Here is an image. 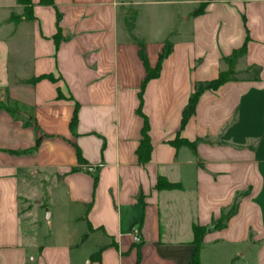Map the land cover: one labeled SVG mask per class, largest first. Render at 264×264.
Listing matches in <instances>:
<instances>
[{"label":"crops","instance_id":"1","mask_svg":"<svg viewBox=\"0 0 264 264\" xmlns=\"http://www.w3.org/2000/svg\"><path fill=\"white\" fill-rule=\"evenodd\" d=\"M32 2L28 19L0 0V101L20 109L0 108V264H192L195 225L199 264H264V0ZM142 44L151 70L171 45L143 90ZM244 44L235 77L183 124L196 84Z\"/></svg>","mask_w":264,"mask_h":264},{"label":"trees","instance_id":"2","mask_svg":"<svg viewBox=\"0 0 264 264\" xmlns=\"http://www.w3.org/2000/svg\"><path fill=\"white\" fill-rule=\"evenodd\" d=\"M18 2L22 5H24L25 7V15L26 18L31 19L33 18V2L32 0H18ZM42 4H46V5H53L55 4V0H41ZM171 45L168 44L166 47V50L161 53L159 61L157 66L155 67V69L151 70L149 68V64H148V57L145 53V45L142 44L141 45V58L143 60V62L146 65L147 68V76L144 80V83L142 85V90L144 88L145 83L147 82V80H149L150 78L153 77H157L160 73L161 67H162V62L164 60V58L171 52ZM247 51V44H244V46L242 48H240L239 50L235 51L233 56L230 58H227L226 61L228 63V68L226 70H222L220 72V75L218 78L211 80L209 82L206 83H197L196 84V88L195 91L192 93L189 103L184 111V115H183V124H185L188 119L194 114L195 109H196V105L197 102L200 98V96L202 95V93L205 90L208 89H217L220 85L224 84L225 82L232 80L235 77V66H236V62L238 61V59L243 56ZM46 77L48 78H53V76L50 75H46ZM32 82L35 81V79L31 80ZM140 98H141V103L143 100V94L142 91L140 92ZM0 108L7 110L8 112L17 115L20 112L19 107L14 104L11 103L10 99H7L6 103H0ZM139 111L141 112V106L139 108ZM144 117V126H143V130H142V139L141 142L139 144V147L137 149V155L139 158V161L141 163H146L150 160V156H151V151H152V143H151V138H150V134H149V121L148 118L143 115ZM77 120V114L75 113L73 120H72V126L76 123ZM176 144H179L180 141L179 139H176L174 141ZM184 143H187L188 145H190V147L196 151V143L195 142H190V141H181ZM79 157H80V161L83 162V159L81 157V153L79 152ZM158 188H174L177 187V184L175 183H171L168 180L164 179V178H160L158 183H157ZM239 197L237 196L234 203L232 204V206L222 214V216L220 217V219H218L217 221H214V224L216 227H224L227 223V221L236 214L237 210H238V204H239ZM201 228L198 227L197 225L194 226V231L196 234V243H197V248L195 250L194 253V257H193V262L192 264H199L198 261V255H199V250L202 244V239L200 236V232H201ZM97 259H101V253L98 252L96 254H94V258Z\"/></svg>","mask_w":264,"mask_h":264},{"label":"rangeland","instance_id":"3","mask_svg":"<svg viewBox=\"0 0 264 264\" xmlns=\"http://www.w3.org/2000/svg\"><path fill=\"white\" fill-rule=\"evenodd\" d=\"M0 103H6V102L0 101ZM39 196H41V194ZM41 203H42V200L36 204H41ZM28 206H29L28 203H26L24 201H22L20 203V209H21L22 214L24 215V218L27 217V215H29V214H31V216H30L31 218L33 216H34V218H36V216L39 217V208L38 207L36 208V205H33L31 211H28V213L26 214L27 210L29 209ZM48 212H51V211L48 210L44 213V215H43L44 219L47 217ZM34 221H36V219H33L32 223H34ZM42 227H43V231H45L46 233H50L52 230V224H49V223L43 222ZM34 232H36V226L31 227L28 224H25V221H24L23 228H22V233H23V236L25 237L24 239H27V241H28L30 238H32L31 233L34 234Z\"/></svg>","mask_w":264,"mask_h":264},{"label":"built area","instance_id":"4","mask_svg":"<svg viewBox=\"0 0 264 264\" xmlns=\"http://www.w3.org/2000/svg\"><path fill=\"white\" fill-rule=\"evenodd\" d=\"M133 237H134V241L136 242H140L141 241V233L140 230L136 227L133 230Z\"/></svg>","mask_w":264,"mask_h":264},{"label":"water","instance_id":"5","mask_svg":"<svg viewBox=\"0 0 264 264\" xmlns=\"http://www.w3.org/2000/svg\"><path fill=\"white\" fill-rule=\"evenodd\" d=\"M50 217H51V213L48 212L47 217H46V220L48 221L49 224H51V222H50ZM213 227H214V226L209 227L208 229L211 230Z\"/></svg>","mask_w":264,"mask_h":264}]
</instances>
